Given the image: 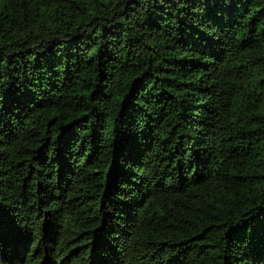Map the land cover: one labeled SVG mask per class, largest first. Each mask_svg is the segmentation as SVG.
I'll return each instance as SVG.
<instances>
[{
	"label": "trees",
	"instance_id": "16d2710c",
	"mask_svg": "<svg viewBox=\"0 0 264 264\" xmlns=\"http://www.w3.org/2000/svg\"><path fill=\"white\" fill-rule=\"evenodd\" d=\"M0 264H264V0H0Z\"/></svg>",
	"mask_w": 264,
	"mask_h": 264
}]
</instances>
